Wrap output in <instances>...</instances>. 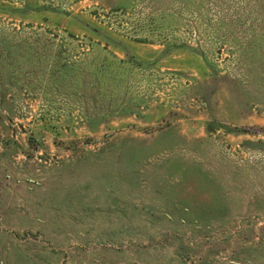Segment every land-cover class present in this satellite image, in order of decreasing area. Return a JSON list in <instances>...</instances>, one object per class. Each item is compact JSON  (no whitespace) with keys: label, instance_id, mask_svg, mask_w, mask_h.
I'll return each instance as SVG.
<instances>
[{"label":"rangeland","instance_id":"rangeland-1","mask_svg":"<svg viewBox=\"0 0 264 264\" xmlns=\"http://www.w3.org/2000/svg\"><path fill=\"white\" fill-rule=\"evenodd\" d=\"M0 264H264V0H0Z\"/></svg>","mask_w":264,"mask_h":264}]
</instances>
